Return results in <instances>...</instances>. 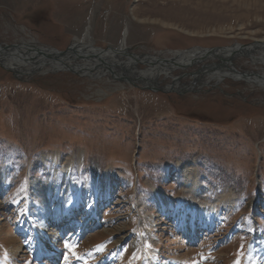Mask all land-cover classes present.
Returning a JSON list of instances; mask_svg holds the SVG:
<instances>
[{
  "label": "rangeland",
  "instance_id": "374dc122",
  "mask_svg": "<svg viewBox=\"0 0 264 264\" xmlns=\"http://www.w3.org/2000/svg\"><path fill=\"white\" fill-rule=\"evenodd\" d=\"M125 36L135 55L250 46L264 41V0H0L2 45L106 50ZM123 61L119 75L156 71L161 87L185 75L187 88L203 66L221 64L130 70ZM228 70L264 66L240 56ZM213 78L154 92L111 70L16 77L0 67V264H35L36 251L43 264L45 242L61 231L67 264H264V89L242 79L205 84ZM191 162L202 199L182 185ZM225 194L234 205L211 223L183 203L199 209ZM93 220L99 226L78 236Z\"/></svg>",
  "mask_w": 264,
  "mask_h": 264
},
{
  "label": "bare ground",
  "instance_id": "6f19581e",
  "mask_svg": "<svg viewBox=\"0 0 264 264\" xmlns=\"http://www.w3.org/2000/svg\"><path fill=\"white\" fill-rule=\"evenodd\" d=\"M125 42H126V36L123 40L122 45L120 46V48H118V50L124 51V49H127L125 47ZM74 45L76 46V49H78V50L81 47H86V45L87 46L90 45L89 47H91L92 50H95L94 46L90 43L88 44V43L76 41V42H74ZM19 47H21L24 52L28 53L31 51V53H29V55L31 56V58H34V60H36V61L39 60V58H40V56H38L39 50L43 51V49H46L45 47L39 46L37 44V42L34 40L24 42L23 45L19 46ZM47 52L48 51H46V53ZM107 53L108 54H106L103 57L105 60L104 61L105 63L111 62V64H115L116 66H119V67L121 66V68L123 69L122 65L125 64V61H123L121 63H119V61H120V59H126V61L130 63V65H129L130 70H132V68L136 65L138 66V70H139V66H141V65L145 66L146 69H149V67H156V64H159L160 66H162L161 67L162 69H170L171 71L172 70L173 71H175V70H186L192 66L199 65V64H196V62L202 61L201 58L203 56H205V50H202V49H194V50L187 51V52L170 51V52H168L170 57H167L168 55L164 56L165 53H158L157 55L150 56L147 59H145V56H142L139 58V60H134L133 58H117V56H115V54L113 52H107ZM13 54H15V50H13ZM256 54H258V55H256ZM18 56H21V55H15L14 58H11L10 60L6 61V64H7V67L12 72H16L19 76L22 75L24 77H29L31 75L34 76V75L47 74V73L53 72L54 70L63 69L64 67H71L73 70L79 71L80 74H88L89 76H92V77L106 75L110 71L107 68H104L103 70L102 69L98 70V72L95 73V71H97V70H95L96 68H94L95 62H91V61L86 60V61H82V65H81L78 63V61H81V60H77L76 59L77 56L71 55V54L66 55V57L64 59H61V62H59V64H54V63L49 62V61H42L41 60V62L39 64H36V65L25 64V63H23V61L21 59H19ZM240 56H245V57L249 58L254 65L264 66V41H257L253 45H251L247 48H240L239 45L236 44V45L230 47V49L227 50L226 52L225 51L216 52V54L211 55L210 58L204 62H207L209 60L218 59V60H220V62L221 61L227 62L228 65H227V67L220 69L219 72H217V70H212L211 72L209 71L208 76L212 75V76H214V78L211 79L209 82L206 80L205 84H211L214 82H222V81L226 80L227 78L234 79V80L242 79L243 81L245 80L246 82H249L251 84H254V85L264 89V71H262L258 74H253V73H249V72L240 73L236 70H230V71L228 70L229 64L233 65L234 61L237 58H239ZM74 62L76 63L75 65L73 64ZM97 64L104 66V64H102L101 62H97ZM151 64H153V65H151ZM213 65L215 66L217 64H213V63L210 64V66H213ZM130 70H124V71H125V73H127ZM160 75H161L160 73H158L156 71H152L150 73H146V72L139 73L138 75H134L133 78H134V80H135V78H139V79L142 78V79H144V81L147 80L153 84H159L160 85L161 84V81L159 80ZM256 75L262 76L263 79L258 80L256 77H252V76H256ZM114 76L116 78H119V77L127 78L128 77V76H124V75H119L118 72H117V75L115 74ZM165 77L169 78V76L167 74ZM177 78H172V80L174 81ZM197 81L198 80L195 77V79H193L192 83H190V86H188V87H193V85H195L194 83L195 82L197 83ZM168 86H171V84H169ZM186 88H187V86L185 87L181 83V79L174 83V89H176V90H184ZM57 160H58V157L56 158V161ZM181 167H182L183 172H184L182 185H183V188L185 190V194L190 196L192 198V200L202 199V197H203L202 189L203 188L201 187L200 181L198 180L197 169H196L194 163L191 162L188 164H184ZM45 194L47 196L48 194H50V191L46 190L45 193H42L41 195H45ZM163 197L164 196L162 195V198ZM49 199L52 200L51 197ZM183 203L186 206L185 208L187 210L191 211V213L194 216L196 214L199 217V219H205L206 220V216H211V219L209 222V223H211L212 220H214L215 218H217L219 216L223 206L230 205V207H231L232 205H234V199H233L232 195H227V194L221 195L220 197H218V199L214 203V205H212V204L211 205H205V203H204L205 206H202L201 208H199L200 210L198 208H196L195 205L190 204V201H183ZM40 205L42 207H44L45 210H47V204L45 201H42L40 203ZM66 210H68V209H66ZM60 212L58 213V215L56 217L57 218L56 223H58L62 220L64 221V218L66 216V213L64 212L63 209ZM97 225L98 224L95 225V228L97 227ZM80 232H83V233L88 232L87 227L85 226L83 229L81 227L79 233ZM45 246L47 247V245H45ZM56 248L58 250V247H56ZM13 250L14 251H12V253H17L19 251L18 249H13ZM43 264H52L51 259L47 258L45 261H43Z\"/></svg>",
  "mask_w": 264,
  "mask_h": 264
},
{
  "label": "water",
  "instance_id": "95a60500",
  "mask_svg": "<svg viewBox=\"0 0 264 264\" xmlns=\"http://www.w3.org/2000/svg\"><path fill=\"white\" fill-rule=\"evenodd\" d=\"M253 45V44H252ZM90 45H86V47H81L79 50L76 49V46L73 44H71L67 50L65 51H58L56 49H50V48H46L42 50H39L38 56H40L39 60H34V58H31V56L29 55L30 52H24L22 50L21 47H19L18 45H2L0 44V67L5 69L8 72H12L6 64V61L10 60L11 58H14L15 55H21L18 56L19 59H21L23 61V63L25 64H31V65H36L39 64L42 61H49L52 62L54 64H59V62H61V59H64L66 57V55L71 54V55H75L77 56V60H81V61H91V62H95V70H103L104 68H107L108 70H111L113 72V74L117 75V72L114 71L116 65L115 64H107L104 61V56L106 54H108L107 52H113L115 54V56H117V58H133L134 60H139L140 57L145 56V59L149 58L150 55H135L133 53L130 52V48L124 49V51L118 50V48H113V47H108L106 50H102L99 48L94 47L95 50H92L91 47H89ZM251 46V45H250ZM240 48H247L249 46H242L239 45ZM230 47H224V48H211V49H202L205 50V56H203L201 58L202 61H198L196 62V64H202V62L208 60L210 58L211 55L216 54V52H222V51H227L229 50ZM13 50H15V54H13ZM38 50V49H37ZM46 51H48L46 53ZM107 51V52H106ZM117 51V52H116ZM191 51V50H188ZM187 52V51H184ZM42 55V56H41ZM108 59V58H107ZM97 62H101L102 64H104V66L102 65H98ZM104 62V63H103ZM221 64L218 65H213V66H205L202 67V69L200 70L201 72L197 73L195 75V77L197 79H199V76H204L205 74H207V72H211L212 71V67H217L219 68L220 66L222 68L227 67V62L221 61ZM153 65V64H151ZM93 68V69H94ZM58 69V68H57ZM208 70L206 73H203L204 70ZM71 72L73 74L76 75H82V76H88V74H80L79 71H75L73 70L71 67H64L63 69H58V70H54L53 72ZM14 74V76L19 77V75L16 72H12ZM201 73V74H200ZM246 76V75H245ZM187 77V76H186ZM252 77H256L258 80L263 79L262 76H252ZM184 76L178 77L177 79L174 80V82L179 81L180 79H184ZM120 81H123L125 83H133V84H140L143 86L144 89H148L150 91H154V92H158V91H169V90H176L174 89V84H171V86H165V87H161V85L159 84H153L147 80L144 81V79H139V78H131V77H127V78H123V77H119ZM173 82V83H174ZM195 85H193V87H188L186 89H184L185 91H192L194 90V86H196V82L194 83ZM180 91V90H178Z\"/></svg>",
  "mask_w": 264,
  "mask_h": 264
}]
</instances>
